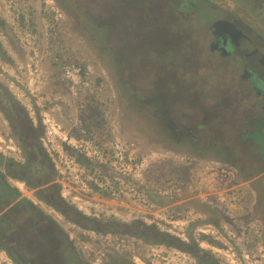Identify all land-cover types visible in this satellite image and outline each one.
<instances>
[{
  "label": "rangeland",
  "instance_id": "rangeland-1",
  "mask_svg": "<svg viewBox=\"0 0 264 264\" xmlns=\"http://www.w3.org/2000/svg\"><path fill=\"white\" fill-rule=\"evenodd\" d=\"M253 1L211 0L219 7L196 15L178 10L180 0H0V100L6 89L41 125L63 212L9 183L90 264H202L177 247L92 229L135 222L195 242L214 264H264V154L247 136L264 100L241 82L249 59L222 58L210 30L214 19L239 21L238 51L264 61L262 0ZM20 151L0 112V152L23 161ZM23 239L42 264L34 234ZM0 264L16 262L0 249Z\"/></svg>",
  "mask_w": 264,
  "mask_h": 264
},
{
  "label": "trees",
  "instance_id": "trees-1",
  "mask_svg": "<svg viewBox=\"0 0 264 264\" xmlns=\"http://www.w3.org/2000/svg\"><path fill=\"white\" fill-rule=\"evenodd\" d=\"M244 1L246 2V5L254 4L253 0ZM260 3V8H254L258 12L264 11V0ZM211 6L219 7L212 3L211 0H180V4H178L176 8L178 10H188L186 12L187 14L192 13L202 15L203 9H205L206 12L211 9ZM86 9L88 8H85V6L81 8L80 18L84 17L89 20L92 11ZM260 14L264 15L262 13ZM232 19L233 18H224L213 20L210 25L214 41L211 49H214V51L224 59H229L230 55H238L239 58L244 61L247 60L248 57L245 56L244 58L241 52L238 51L237 46L235 47L230 43V39L226 40V45H223L222 39H217L218 32L215 30V27L218 22L225 20L232 22L237 27L243 26L239 21H232ZM100 31L106 33V30L102 29ZM242 76L243 77H240L241 82L244 83V80H246V82L250 84L253 94L258 97H264V92H261V95L260 92L257 93V89H262L264 91V81L261 82L257 74L251 71V69L246 68V72H244ZM4 92L7 94V100H5V102L0 100V112L8 120L12 132L14 133V138L17 139L24 157L23 161H16L14 158L5 156L0 152V249L7 252L16 264H28L29 260V264H33L34 258H30L28 252L25 251L27 248H23V238L25 237V234L30 231V233L34 234L40 244L38 249L44 252L45 259L43 260L42 253H40V250L36 249L38 250V255L42 264H49V262L50 264H54L51 259L52 256L53 259L55 258L60 264H89L87 258H82L79 250L68 241L67 233L60 231L54 222L49 223L50 218L47 214L29 199L22 197L20 190H18L13 184L9 183L10 179H17L26 183L27 187L35 191L38 199L53 207L55 210H58L60 213L63 212L59 210V207L55 203V199H58L57 193L59 194L57 183L55 184L52 182L55 170L49 159L45 158L44 151L40 146L42 127L41 125H34L31 119L27 118L25 109L21 104L10 96V94L6 92V89H4ZM255 129L256 127H253L252 132L247 134V136L253 138L254 143L261 148L262 153L264 154V142L262 141L261 136L256 134ZM40 161L41 163L43 162L42 166L39 164ZM94 188L96 189L97 187L94 186ZM261 203L262 201L259 200L257 206H260ZM261 214V218L264 221V211ZM83 218L87 221L98 222L95 218L86 216H83ZM121 226L124 227V230H114L111 229L112 227H93L92 229L104 235L125 234L148 242H153L154 244L177 247L180 250L189 253L192 257L198 260L199 263L214 264V260L209 253L200 249L195 242L189 244L184 243L178 238L172 237L165 232L157 231V229L152 226L136 222L134 224L131 223L130 225L123 223ZM262 233L264 234V231ZM172 240L187 245L184 249L180 244H175Z\"/></svg>",
  "mask_w": 264,
  "mask_h": 264
},
{
  "label": "flooded vegetation",
  "instance_id": "flooded-vegetation-1",
  "mask_svg": "<svg viewBox=\"0 0 264 264\" xmlns=\"http://www.w3.org/2000/svg\"><path fill=\"white\" fill-rule=\"evenodd\" d=\"M215 30L218 32V35H217L218 38L217 39H222L223 40V45H226V40L230 39V43H232L235 47L237 46V48H239V46L241 44V41L244 40V36L242 34L243 33L242 30L239 27H237L236 25H234L232 22L225 21V20L220 21V22L217 23V26L215 27ZM248 59H249L248 62H249L250 65H248L247 68L251 69V71H253L255 74H257V76L260 79V81L263 82L264 81V67H263L264 61H262V60L260 61L259 60L260 58L256 57V56H253L251 58L248 57ZM254 61L258 62V63L261 62L260 64L262 66H259L258 63H254ZM258 68L260 69V71L257 70ZM244 71L246 72V68L244 69ZM258 92H260V95H261L262 94L261 92H264V91L262 89H257V93ZM253 126H254V128L256 127V129H255L256 134L261 136V139L264 142V133H263L264 132V129H263V127H264V118L255 119L253 121ZM20 152H21V155L23 156L22 150ZM16 161H18V160H16ZM16 181H19V180L16 179ZM13 185L16 186V185H18V183L13 184ZM23 186L26 187L28 190L33 191V193H35L34 190H32L29 187H27L26 183H23ZM35 196H36V194H35ZM28 199H30V198H28Z\"/></svg>",
  "mask_w": 264,
  "mask_h": 264
},
{
  "label": "built area",
  "instance_id": "built-area-1",
  "mask_svg": "<svg viewBox=\"0 0 264 264\" xmlns=\"http://www.w3.org/2000/svg\"><path fill=\"white\" fill-rule=\"evenodd\" d=\"M66 76L69 77V74H77V71L73 68V67H68L66 69ZM91 261V260H90ZM90 264V262H89ZM93 264H106V261H104L102 258H97L95 260H93Z\"/></svg>",
  "mask_w": 264,
  "mask_h": 264
}]
</instances>
